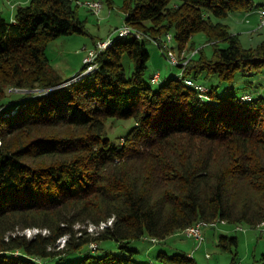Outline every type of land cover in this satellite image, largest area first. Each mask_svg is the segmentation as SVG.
Masks as SVG:
<instances>
[{"label": "trees", "instance_id": "obj_1", "mask_svg": "<svg viewBox=\"0 0 264 264\" xmlns=\"http://www.w3.org/2000/svg\"><path fill=\"white\" fill-rule=\"evenodd\" d=\"M261 7L264 0H121L130 32L111 36L96 69L62 86L45 48L61 35L87 33L78 5L27 0L13 21L0 15V264H199L162 246L139 262L141 251L127 245L183 234L198 222L260 227L264 97H220L206 86L208 97L199 98L185 79L231 82L238 71L261 72L264 40L244 46L223 22ZM196 33L202 43L192 40ZM163 38L169 52L193 53L182 74L152 88L145 40ZM173 38L176 53L168 46ZM110 117L134 121L122 142L106 137ZM26 228L40 230L27 236ZM103 240L119 252L91 253ZM217 245L231 250L237 237L220 234Z\"/></svg>", "mask_w": 264, "mask_h": 264}, {"label": "rangeland", "instance_id": "obj_2", "mask_svg": "<svg viewBox=\"0 0 264 264\" xmlns=\"http://www.w3.org/2000/svg\"><path fill=\"white\" fill-rule=\"evenodd\" d=\"M11 4H13V6ZM18 4L23 3L17 0H0V15L7 20H12L15 7ZM120 4L121 0H113L111 6L108 5L106 1L100 0V8H102V10L96 16L95 14H92L93 9L91 7H88L87 5H84L82 3H78V13L80 15V18L85 20L87 33H72L68 35H61L55 39L50 40L47 43L45 52L49 59V63L57 72L60 73L61 78L62 80H64V82L67 81V83H77V81L72 80V78L83 66L82 57L90 55L91 46L95 41L94 40L92 43V40L94 38H97V40H104L108 37V35L115 37V28L119 27L123 22V13L120 10ZM86 9H88L92 13L87 12ZM123 26L124 24L122 23V27ZM124 29L126 30L127 27L125 26ZM261 32L262 33L260 34L255 33L251 37L250 35L241 34V40L246 46L255 45L256 43L264 40V27ZM192 40L196 44L202 43L204 40V35L202 33H196L193 35ZM106 41L107 39L103 42L102 46L105 45ZM168 46L172 48V50L176 53V42L174 38L168 43ZM145 47L149 53L146 78L148 79V82H150L149 84L152 88H156L161 82L160 78L156 80V82H151L150 77L154 72L158 71L160 75L163 76L162 81L174 77L177 73H179L181 67L172 65L167 60L165 52H163V50L157 46L154 40L146 39ZM206 49H208V47H206ZM165 50L167 49L165 48ZM192 53L184 48L183 50H181L179 56H176L174 53L173 56H183L184 63L186 64L188 58L190 57L189 55ZM94 54H98V51L94 52ZM123 60L126 67L131 66V64L129 65L125 58ZM93 71L89 72L91 73ZM86 72L87 70H84L81 74L78 75V77L75 76V80H78V78H80L83 74H86ZM154 76L156 77L157 73H155ZM200 81L209 86H216V92L220 97H224L225 95L230 93L235 94L237 97H240L243 94H249L251 98H256L258 96L264 97V69L259 73L246 75L241 71H238L234 75L231 82L220 80L219 78H217V76H209L208 78L200 79ZM62 85L65 84L61 83L58 86ZM133 126L134 121L132 118L119 119L110 117L105 123L106 137L109 138L112 144L118 143L120 141L122 142V137L126 135ZM102 224H111V219L106 222H101L98 228H102ZM262 225L264 232V222L261 223L260 227H262ZM77 226L78 224H76V227ZM260 227L258 226L256 228H253L243 223L234 225L225 222L204 224L202 226L204 232V241L202 242L198 252L195 253L197 262L199 264H231V262L234 260L238 262L235 263L233 261L235 264H262L264 262V259L262 260V262H260V256L264 252V234L260 231ZM96 228L97 227L92 224L88 226V230L90 231H93ZM36 229L38 230V228H26L22 230V233H25V235L29 234L30 236L35 231H37ZM44 232L45 230H43V233ZM183 234L185 235L186 233L183 232ZM183 234L169 236L168 238H166L165 242L160 243V245H162V247H164L169 254L172 252L170 246L174 240L182 239L184 246L186 247L188 245L189 239L185 238ZM220 234L235 235L237 237L236 247H233L231 250H222L217 245V238ZM64 237L66 239L67 235H65ZM59 243L60 245H63L64 239L61 238ZM152 244L155 243L144 239H136L130 241L127 247L137 248L138 250H140L141 252L135 256L136 259L139 262H147L148 259L145 258L153 256L157 251V247L150 248ZM106 252L113 254H117L119 252L114 241H100L98 243V248L91 251V253L98 255H102ZM206 252L209 254V257H205L204 253ZM65 259L66 258H64V260L62 259V262L65 261ZM40 261H42L43 264H55L57 258H42Z\"/></svg>", "mask_w": 264, "mask_h": 264}, {"label": "built area", "instance_id": "obj_3", "mask_svg": "<svg viewBox=\"0 0 264 264\" xmlns=\"http://www.w3.org/2000/svg\"><path fill=\"white\" fill-rule=\"evenodd\" d=\"M74 1L75 4H77L76 0H72ZM85 3H89L90 6H93V14H95L96 16L99 14V12L102 10V8H100V0H96L94 2H85ZM13 6V4H11ZM251 13H255L257 15V25L258 27L259 26H264V12H260L258 10H253L251 12H248V13H245V16H247L248 14H251ZM13 21V19H12ZM247 21V19H246ZM122 30H125L123 27H122V24L115 28V33H120ZM110 35H108L109 37ZM164 37H166V34L164 35ZM106 39L104 40H95L93 45L91 46V54L87 57H82V63H83V67L84 69L83 70H89L90 69V66L91 64H93L95 62V59H94V52H96L97 50H100L101 47H102V44L103 42L105 41ZM157 44V42H156ZM157 46L159 48H161L162 50H165V48L167 50H165V54H166V58L167 60L172 64V65H176L178 67H181V70L179 71L180 73H183V69H182V66L185 65L184 63V58L183 57H172L169 53V49L164 45V38L162 39V41L160 42V44H157ZM189 80H193V78L191 77H187ZM159 79V74L157 72V77L155 78V82L156 80ZM206 87V86H205ZM243 97H250L249 95H245ZM199 98H206V97H199ZM209 99V98H208ZM210 100H214V99H210ZM216 226V225H215ZM260 231L264 234L263 232V225L262 227L259 228ZM185 236L187 238H190V239H193L195 242H196V245H200L203 241H204V232H203V228H202V225L199 224L198 227L196 228H190L189 231H187V234H185ZM96 246V244L94 242H91L89 244V247L94 249ZM206 257H209V254L206 253L205 254Z\"/></svg>", "mask_w": 264, "mask_h": 264}, {"label": "crops", "instance_id": "obj_4", "mask_svg": "<svg viewBox=\"0 0 264 264\" xmlns=\"http://www.w3.org/2000/svg\"><path fill=\"white\" fill-rule=\"evenodd\" d=\"M17 1H21L22 3L27 2V0H17ZM246 19H247V21H246ZM223 22L226 23L229 26V29H230V31L232 33H238L240 35V38H242L241 34L250 35V37L253 34H255V33L256 34H260V33H262L261 30L263 29V27H261V28L258 27V25H257V22H258L257 21V16H256L255 13L254 14L253 13L252 14H248L247 16H245V13L244 12H238V13L237 12H234V13H230V14H228L223 19ZM96 39L97 38H94L92 40V43ZM243 45L246 46L244 43H243ZM250 46H252V45H250ZM158 74H159L160 80L162 81L163 80V76H161L159 72H158ZM201 83L204 84V85H206L203 82H201ZM206 86H209V85H206ZM176 235H173V236H176ZM185 238H187V237H185ZM142 239L148 240L150 242L155 243V244H152L151 246L149 245L150 248H153V247H157L158 248L159 246H162V245H160V243H164L165 240H166V238L164 240H160V241L152 240V239H148V238H142ZM187 239H189V240H188V245L186 247L184 246V243H183L182 239H177V240H174L172 242V244L170 246V249H172V250H179L180 249L182 251H185L189 255H192L196 259V256H195L196 254L195 253L198 252V250L200 249L202 243L197 246L196 245V242L193 239H190V238H187ZM206 253H204V254H206ZM235 263H238V262L235 261Z\"/></svg>", "mask_w": 264, "mask_h": 264}, {"label": "bare ground", "instance_id": "obj_5", "mask_svg": "<svg viewBox=\"0 0 264 264\" xmlns=\"http://www.w3.org/2000/svg\"><path fill=\"white\" fill-rule=\"evenodd\" d=\"M94 1H96V0H76L77 4H78V3H79V4L82 3V4H84V5H87L88 7H91L92 9H93V6H90L89 3H85V2H94ZM258 11H260V12H264V7L258 8ZM125 26H126V25H124L123 28H125ZM126 27H127L126 30H122L120 33H118L120 37L125 36V35H127V34L130 32V28H129L128 26H126ZM259 27H260V26H259ZM106 39H107V41L105 42V45L102 46L100 50H97L98 52L101 51V50H104V49L108 48V47L112 44V37H111V36L107 37ZM186 52H187V51H186ZM169 53H170V55H171L172 57H174L172 52H169ZM182 53H183V52H182ZM90 54H91V53H90ZM185 54H186V53H185ZM185 54H184V55H185ZM96 55H97V54H94V59H95ZM179 55H180V54H179ZM182 55H183V54H182ZM176 56H177V55H176ZM84 57H85V56H84ZM86 57H87V56H86ZM182 57H183V56H182ZM96 67H97V64H96V62H94L93 64H91L90 69L87 70L86 73H89V71H93V70H95ZM154 75H155V74H154ZM154 75H153L152 78H151V82H155V78H156L157 76L155 77ZM75 79H76V77L72 78V80H75ZM185 83H186L187 85H189V86L194 87L196 90H198V91L201 93V96L206 97V98L208 97L206 93L209 92V89H208L207 87H205L204 85H201V84H199L198 82H195L194 80H189L188 78L185 79ZM244 98L249 99L250 97H249V98H248V97H244ZM199 224H201V225L203 226L204 224H207V223H205V222H198V223H196L195 225L188 226V227L184 230V232L187 234V231H189L190 228H196V227L199 226ZM104 225H105V224H102L101 227L104 226ZM92 229H93V228H92ZM36 230H37V229H36ZM33 231H34V230H33ZM37 231H39V230H37ZM37 231H35L34 233H36ZM27 236H29V234H28ZM59 241H60V239L58 240V242H59Z\"/></svg>", "mask_w": 264, "mask_h": 264}, {"label": "water", "instance_id": "obj_6", "mask_svg": "<svg viewBox=\"0 0 264 264\" xmlns=\"http://www.w3.org/2000/svg\"><path fill=\"white\" fill-rule=\"evenodd\" d=\"M66 83H67V81L63 82V84H66Z\"/></svg>", "mask_w": 264, "mask_h": 264}]
</instances>
